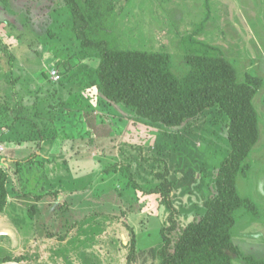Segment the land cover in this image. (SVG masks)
<instances>
[{
	"label": "rangeland",
	"instance_id": "rangeland-1",
	"mask_svg": "<svg viewBox=\"0 0 264 264\" xmlns=\"http://www.w3.org/2000/svg\"><path fill=\"white\" fill-rule=\"evenodd\" d=\"M114 2L113 46L168 53L178 77L189 70L187 53L209 49L231 60L240 80L248 73L262 79L254 98L260 139L248 175L238 179L241 194L260 213L239 210L233 238L241 251L234 264L264 262V0ZM73 21L65 0H0V164L9 172L15 211V220L0 215V259L126 264L128 249L119 239L128 244L131 225L135 264H157L170 211L159 194L138 190L132 181L150 191L167 164L176 181L179 227L199 219L230 149L228 119L214 107L171 127L107 102L93 90L98 60L80 48ZM31 134L35 140L20 143ZM106 213L112 215L107 229L94 234L92 223Z\"/></svg>",
	"mask_w": 264,
	"mask_h": 264
},
{
	"label": "trees",
	"instance_id": "trees-1",
	"mask_svg": "<svg viewBox=\"0 0 264 264\" xmlns=\"http://www.w3.org/2000/svg\"><path fill=\"white\" fill-rule=\"evenodd\" d=\"M65 2L74 20L73 30L80 48L98 60L93 90H99L107 102L124 104L147 122L171 127H180L186 120L214 107L227 117L230 149L217 167L214 193L204 200V212L199 219L179 227V209L172 199L176 181L170 179L167 164L165 171L156 172L160 183L150 191L143 189L136 180L131 181L138 190L159 194L161 203L170 211L169 224L161 228L163 244L157 250L160 259L157 264H234V259L241 256L233 238L237 212L244 209L254 216L260 213L254 200L241 194L238 179L248 175L251 168L249 156L260 139V121L254 98L263 84L262 79L248 73L245 80H240L234 63L209 49L187 53L184 58L189 70L178 77L172 71V59L168 53L113 46L109 30L117 15L114 0ZM79 55L87 58L84 53ZM12 131L15 132L16 127ZM28 136L31 138L17 140L20 143L35 140L33 134ZM26 161L32 163L29 159ZM8 179V170L0 164V215L5 214L10 196ZM42 197L37 196V200ZM100 216L90 227L97 235L107 229V220L112 217L107 213ZM91 219L95 222L94 215ZM127 226L131 238L127 245L121 239L119 243L128 249L126 264H135L136 232L133 226ZM80 227L77 223L74 229L77 231ZM8 259H0V262ZM14 260L25 262L26 257ZM247 264L264 262L249 259Z\"/></svg>",
	"mask_w": 264,
	"mask_h": 264
},
{
	"label": "crops",
	"instance_id": "crops-1",
	"mask_svg": "<svg viewBox=\"0 0 264 264\" xmlns=\"http://www.w3.org/2000/svg\"><path fill=\"white\" fill-rule=\"evenodd\" d=\"M10 199H11V198H10V196H9V200H8V204H7V207H6V209H5V212H6V216H7L8 218H10V216H12V219L15 220V219H14V212H15V211H14V210H11L13 204H11L12 201H11ZM15 199H16V198H15ZM18 202H19V200L16 199V200L14 201V204L17 205ZM10 204H11V205H10ZM4 215H5V214H4Z\"/></svg>",
	"mask_w": 264,
	"mask_h": 264
},
{
	"label": "built area",
	"instance_id": "built-area-1",
	"mask_svg": "<svg viewBox=\"0 0 264 264\" xmlns=\"http://www.w3.org/2000/svg\"><path fill=\"white\" fill-rule=\"evenodd\" d=\"M53 79H59L60 78V73L56 70V69H53L50 71ZM3 149V146L0 145V150Z\"/></svg>",
	"mask_w": 264,
	"mask_h": 264
},
{
	"label": "water",
	"instance_id": "water-1",
	"mask_svg": "<svg viewBox=\"0 0 264 264\" xmlns=\"http://www.w3.org/2000/svg\"><path fill=\"white\" fill-rule=\"evenodd\" d=\"M0 264H23L21 262H18L16 260H7V261H3Z\"/></svg>",
	"mask_w": 264,
	"mask_h": 264
}]
</instances>
